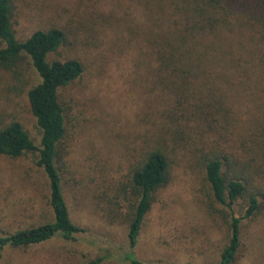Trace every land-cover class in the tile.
Returning <instances> with one entry per match:
<instances>
[{
	"label": "rangeland",
	"instance_id": "obj_1",
	"mask_svg": "<svg viewBox=\"0 0 264 264\" xmlns=\"http://www.w3.org/2000/svg\"><path fill=\"white\" fill-rule=\"evenodd\" d=\"M125 1L12 0L18 38L59 27L66 41L50 58H77L84 65L82 75L61 94L67 115L63 188L71 218L83 231L73 240L54 238L24 251L5 249L6 262L81 264L104 256L100 264H130L125 259L129 250L125 225L106 220L109 200L118 181L125 179L130 162L172 122L159 103L160 89L150 83L137 20ZM38 81L25 56L12 70L0 67V126L17 120L36 144L40 132L27 90ZM209 83L201 87L211 103L206 108L217 110L203 125L215 122L216 131L204 132V127L191 121L184 126L186 133L178 134L179 145L169 143L168 181L155 192L132 249L142 261L217 263L227 241L229 217H224L221 205L211 206L198 162L209 146L229 154L236 169L245 167L244 175L264 202V99L258 91H245L222 79L212 78ZM218 107H227V115ZM48 197V181L34 154H0V235L50 219ZM243 202L237 203V213L242 212ZM262 205L242 221V255L236 264H264Z\"/></svg>",
	"mask_w": 264,
	"mask_h": 264
},
{
	"label": "trees",
	"instance_id": "obj_2",
	"mask_svg": "<svg viewBox=\"0 0 264 264\" xmlns=\"http://www.w3.org/2000/svg\"><path fill=\"white\" fill-rule=\"evenodd\" d=\"M123 4L130 5L137 20L135 28L141 54L149 63L150 83L160 89L159 103L174 127L168 124L162 128L155 143L144 145L130 162L125 179L113 188L106 220L125 225L129 243L125 259L130 264H162L142 261L132 249L155 192L168 181L169 143L179 145L178 134L186 133L184 126L191 121L204 127V132L216 131L215 122L203 125L217 110L206 108L211 103L201 90L212 78L238 84L245 91H258L264 99V0H126ZM12 18V0H0V67L12 70L25 56L37 73L39 81L29 87L27 98L40 142L36 144L19 121L11 120L0 126V154L35 155V164L48 181L51 218L0 235V264H21L6 262L5 249L24 251L54 238L73 240L83 231L71 218L63 188L62 143L67 115L61 94L82 75L84 65L77 58H50L66 41L63 29H37L20 39ZM218 108L227 115V107ZM221 150L209 146L198 156V162L208 184L211 206L215 209L214 204L221 205L224 217H229L227 241L216 264H236L242 255V221L254 216L264 202L244 175L245 167L236 169L231 156ZM240 200L244 201L240 204L242 212L237 213ZM104 258L81 264H100Z\"/></svg>",
	"mask_w": 264,
	"mask_h": 264
}]
</instances>
